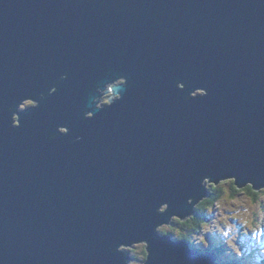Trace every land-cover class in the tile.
Returning <instances> with one entry per match:
<instances>
[{"label": "water", "instance_id": "obj_1", "mask_svg": "<svg viewBox=\"0 0 264 264\" xmlns=\"http://www.w3.org/2000/svg\"><path fill=\"white\" fill-rule=\"evenodd\" d=\"M227 178L264 187V0H0V264H220L157 227Z\"/></svg>", "mask_w": 264, "mask_h": 264}, {"label": "rangeland", "instance_id": "obj_2", "mask_svg": "<svg viewBox=\"0 0 264 264\" xmlns=\"http://www.w3.org/2000/svg\"><path fill=\"white\" fill-rule=\"evenodd\" d=\"M103 102H107L105 97L101 103ZM31 104L32 102L27 100L21 108ZM204 182L207 183V179ZM232 182V180H222L216 185L220 191L219 197L213 208L209 210L208 222L196 235L198 237L193 244L203 250L207 247H210L212 251L221 248L219 250L221 254L218 255L219 261L227 257V261L231 264H264V252H261L258 257L251 247L254 241L260 242L261 247H264V238H261L264 236V188L249 192L244 187L238 189ZM254 196L256 201L253 199ZM164 208L165 205L162 206V210ZM171 229L173 230V227L170 223L162 224L157 227V232L165 231L166 233ZM132 246H121L123 250L129 252V257L132 259L128 264H143L144 260L141 259L145 257V243H135Z\"/></svg>", "mask_w": 264, "mask_h": 264}, {"label": "trees", "instance_id": "obj_3", "mask_svg": "<svg viewBox=\"0 0 264 264\" xmlns=\"http://www.w3.org/2000/svg\"><path fill=\"white\" fill-rule=\"evenodd\" d=\"M232 184H233V182H232ZM244 189L249 191V192L253 191V189L251 188L250 185H247L246 187H244ZM208 191H209V195L195 206V208H194L195 209V215L194 216H192L191 218H188L185 221H182L179 219H172L171 226L173 227V230L171 229V231H168V232L166 231V234H169L170 236L174 237L175 239H183V240L187 241L191 246H194L193 248H195L199 251H202L203 249L197 248L193 244L195 241V237H196V235H198L200 233L203 225L206 222H208L209 212H210L209 210H211L213 208V205L215 204L216 200L218 199L219 193H220V191H218V186H216V185H210L209 184L208 185ZM234 191H232V192H234ZM253 199H255V201H256V196H254ZM160 233L165 234V231H161ZM263 234H264V232H263ZM261 238H264V236ZM252 244H253L252 247L254 248L255 252H259L260 250H261V252H264V247H261L262 245L260 242L254 241V242H252ZM215 250L217 251L218 255L221 254V253H219V250H221V248L215 249ZM226 258L227 257L221 258L220 263L221 264H231V262H228ZM144 259H145V257H144ZM144 259H141V260H144ZM218 261H219V259H218Z\"/></svg>", "mask_w": 264, "mask_h": 264}, {"label": "bare ground", "instance_id": "obj_4", "mask_svg": "<svg viewBox=\"0 0 264 264\" xmlns=\"http://www.w3.org/2000/svg\"><path fill=\"white\" fill-rule=\"evenodd\" d=\"M32 102V101H31ZM225 180H232L233 182H234V179L233 178H227V179H225ZM220 183V182H219ZM219 183H217L216 185H218ZM212 184V183H211ZM212 185H215V184H212ZM236 186V185H235ZM247 186V185H246ZM238 188V187H237ZM264 188V187H263ZM238 189H240V188H238ZM207 190H208V185H207ZM209 192V191H208ZM195 214V209H194V211H193V213L190 215V216H188V217H186L183 221H185V220H187L188 218H190V217H192L193 215ZM171 224V223H170ZM161 234V233H160ZM166 234V233H165ZM162 235H164V233L162 234ZM167 235H169V234H167ZM170 236V235H169ZM172 239H174L172 236H170ZM175 240H183V239H175ZM187 242V241H186ZM138 243H141V242H138ZM137 244V243H136ZM133 247V246H132ZM193 248V247H192ZM118 250H122V247L120 246L119 248H118ZM196 251H199V250H197V249H195ZM212 251V250H211ZM216 250L214 249L212 252H215ZM199 252H203V251H199ZM145 253H146V251H145ZM215 254H216V259H217V262H219L218 261V254H217V252H215ZM145 256H146V254H145ZM145 260V259H144Z\"/></svg>", "mask_w": 264, "mask_h": 264}, {"label": "clouds", "instance_id": "obj_5", "mask_svg": "<svg viewBox=\"0 0 264 264\" xmlns=\"http://www.w3.org/2000/svg\"><path fill=\"white\" fill-rule=\"evenodd\" d=\"M105 98L107 99V97H105ZM31 105H33V102H32ZM208 193H209V192H208ZM204 199H205V198H204ZM201 201H202V200H201ZM201 201H199V202H201ZM199 202H198V203H199ZM198 203H197V204H198ZM197 204H196V205H197ZM196 205H195V206H196ZM195 206H194V208H195ZM173 219H177V218H173ZM197 237H198V236H196L195 238H197ZM187 243H188V242H187ZM188 244H189V243H188ZM189 246H190V247H193V246H191L190 244H189ZM252 246H253V244L251 245V247H252ZM252 249H254V248L252 247ZM259 249H260V248H259ZM209 251H211V248H210V247H207V248H205V249L203 250V252H209ZM211 252H212V251H211ZM260 252H261V250H260L259 252H256V254H257L258 257H259ZM254 253H255V251H254ZM260 260H261V259H260ZM228 262H229V261H228ZM219 263H220V261H219ZM220 264H221V263H220Z\"/></svg>", "mask_w": 264, "mask_h": 264}]
</instances>
